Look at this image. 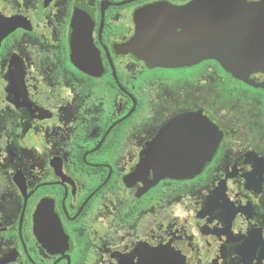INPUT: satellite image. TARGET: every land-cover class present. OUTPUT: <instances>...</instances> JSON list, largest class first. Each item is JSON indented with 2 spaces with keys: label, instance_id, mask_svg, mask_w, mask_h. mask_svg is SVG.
<instances>
[{
  "label": "flooded vegetation",
  "instance_id": "obj_1",
  "mask_svg": "<svg viewBox=\"0 0 264 264\" xmlns=\"http://www.w3.org/2000/svg\"><path fill=\"white\" fill-rule=\"evenodd\" d=\"M192 2L0 0V264H264V73L150 62Z\"/></svg>",
  "mask_w": 264,
  "mask_h": 264
},
{
  "label": "water",
  "instance_id": "obj_2",
  "mask_svg": "<svg viewBox=\"0 0 264 264\" xmlns=\"http://www.w3.org/2000/svg\"><path fill=\"white\" fill-rule=\"evenodd\" d=\"M162 7L150 12L169 16L153 21L158 32L150 34L147 40L150 62L154 66L180 67L209 58L236 77L264 73V0L259 3L193 0L186 11L212 14V25L205 27L202 20L197 27L186 28L184 36L175 34L174 26L178 23L175 24L174 12ZM138 38L142 40L141 33ZM259 86L264 89V84ZM153 160L155 175L159 177L183 178L199 170L198 158L196 166L181 157Z\"/></svg>",
  "mask_w": 264,
  "mask_h": 264
}]
</instances>
